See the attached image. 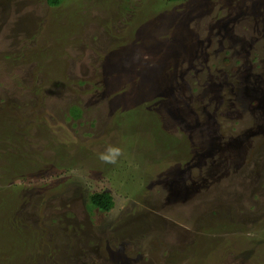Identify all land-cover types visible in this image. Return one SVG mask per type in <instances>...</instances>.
Wrapping results in <instances>:
<instances>
[{
	"label": "rangeland",
	"instance_id": "374dc122",
	"mask_svg": "<svg viewBox=\"0 0 264 264\" xmlns=\"http://www.w3.org/2000/svg\"><path fill=\"white\" fill-rule=\"evenodd\" d=\"M0 264H264V0H0Z\"/></svg>",
	"mask_w": 264,
	"mask_h": 264
},
{
	"label": "trees",
	"instance_id": "16d2710c",
	"mask_svg": "<svg viewBox=\"0 0 264 264\" xmlns=\"http://www.w3.org/2000/svg\"><path fill=\"white\" fill-rule=\"evenodd\" d=\"M178 1V0H173ZM63 0H48V3L52 6L60 5ZM73 118H81L82 110L78 106H73L70 110ZM115 202L111 193L106 191L92 192L89 196L87 207L92 212L108 213L114 207Z\"/></svg>",
	"mask_w": 264,
	"mask_h": 264
},
{
	"label": "clouds",
	"instance_id": "9594fccd",
	"mask_svg": "<svg viewBox=\"0 0 264 264\" xmlns=\"http://www.w3.org/2000/svg\"><path fill=\"white\" fill-rule=\"evenodd\" d=\"M122 154L121 148L108 146L104 152L99 154V159L106 164L115 165L119 162Z\"/></svg>",
	"mask_w": 264,
	"mask_h": 264
}]
</instances>
